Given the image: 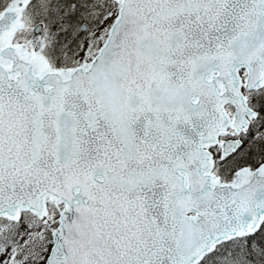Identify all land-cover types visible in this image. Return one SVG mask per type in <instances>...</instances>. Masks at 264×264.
<instances>
[{
	"label": "snow or ice",
	"instance_id": "6c2138e0",
	"mask_svg": "<svg viewBox=\"0 0 264 264\" xmlns=\"http://www.w3.org/2000/svg\"><path fill=\"white\" fill-rule=\"evenodd\" d=\"M0 264H264V0H0Z\"/></svg>",
	"mask_w": 264,
	"mask_h": 264
}]
</instances>
